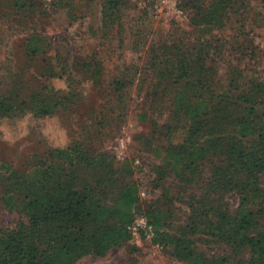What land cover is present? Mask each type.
I'll return each instance as SVG.
<instances>
[{"label": "rangeland", "instance_id": "374dc122", "mask_svg": "<svg viewBox=\"0 0 264 264\" xmlns=\"http://www.w3.org/2000/svg\"><path fill=\"white\" fill-rule=\"evenodd\" d=\"M110 1L25 0L20 10L0 0V169L6 164L23 174L51 164L77 171L81 186L102 180L97 191L107 206L118 205L125 185H135L149 197L138 211L161 219L173 243L186 240L211 264H250V250L217 236L213 223L218 213L248 210L262 230L264 202L243 207L236 186L207 196L225 160L221 153L188 159L177 174L163 160L169 148L183 145L187 121L174 105L189 81L176 84L187 66L191 84L207 82L203 92L215 97L222 118L246 107L240 96L249 94L264 123V2L240 0L220 26H195L192 0H121L118 10L109 9ZM33 37L38 53L27 49ZM44 108L51 113L44 115ZM206 140L193 141L201 149ZM66 152L74 154V168L65 164ZM4 177L0 231L9 232L28 218L6 203ZM233 177L235 184L245 180L237 171ZM75 264L189 262L171 245L132 238Z\"/></svg>", "mask_w": 264, "mask_h": 264}, {"label": "trees", "instance_id": "16d2710c", "mask_svg": "<svg viewBox=\"0 0 264 264\" xmlns=\"http://www.w3.org/2000/svg\"><path fill=\"white\" fill-rule=\"evenodd\" d=\"M23 1L11 0V3L23 10L27 7L22 4ZM239 1L192 0L197 14L191 22L195 26H220L227 10ZM120 5L121 0H111L109 9L118 10ZM38 41L34 37L28 40L30 53L40 51L35 48ZM184 69L186 78L176 81V84L180 86L188 78L189 81L183 83L174 110L186 119V132L182 146L175 152L170 148L167 150L169 154L163 160L165 167L177 174L178 166L186 165L188 159L205 160L221 153L225 160L219 166V172L213 175L207 196L210 197L215 188L236 186L243 207L257 200L264 202V123L256 104L249 94H243L240 98L246 107L227 119L222 118L215 97L203 92L207 82L191 84V69L188 66ZM262 86H255L251 91L260 90ZM188 91L196 94L190 95ZM231 110L235 112L233 103ZM42 113L49 115L51 111L44 108ZM203 136L207 138L201 143L205 147L198 149L193 140ZM63 160L72 168L77 166V160L70 152L65 153ZM234 171L245 176L241 184H235ZM1 175L6 176V203L18 206L28 222L9 232L0 231V264H75L91 254L104 256L111 248L131 241L127 227L139 214L147 217L156 230L154 245L163 248L173 246L175 255L189 264H211L186 240L173 243L172 236L162 228L161 219L155 221L151 214L138 211L143 200L135 185H125L118 205L107 206L98 194L100 188L97 185H102V180L97 184L81 186L82 175L74 170L65 172L63 167L58 169L48 164L19 174L5 164L0 169ZM216 176H223L224 179H217ZM77 181L79 184L76 185ZM215 217L213 229L217 236L227 237L237 248H248L253 256L250 264H264V228L260 230L256 213L246 210L232 216L218 213Z\"/></svg>", "mask_w": 264, "mask_h": 264}, {"label": "built area", "instance_id": "2783aa9c", "mask_svg": "<svg viewBox=\"0 0 264 264\" xmlns=\"http://www.w3.org/2000/svg\"><path fill=\"white\" fill-rule=\"evenodd\" d=\"M139 163V161H137ZM141 200L149 199L145 191L140 192ZM132 238L153 244L156 238V230L144 215H136L127 227Z\"/></svg>", "mask_w": 264, "mask_h": 264}]
</instances>
